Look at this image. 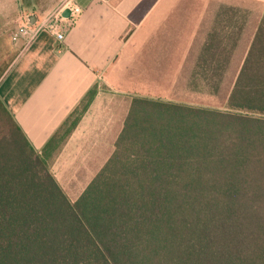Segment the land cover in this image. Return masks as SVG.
<instances>
[{"label":"trees","instance_id":"obj_1","mask_svg":"<svg viewBox=\"0 0 264 264\" xmlns=\"http://www.w3.org/2000/svg\"><path fill=\"white\" fill-rule=\"evenodd\" d=\"M115 151L76 201L0 103V264H264V4L178 0ZM164 93V95H163Z\"/></svg>","mask_w":264,"mask_h":264},{"label":"crops","instance_id":"obj_2","mask_svg":"<svg viewBox=\"0 0 264 264\" xmlns=\"http://www.w3.org/2000/svg\"><path fill=\"white\" fill-rule=\"evenodd\" d=\"M176 1L72 0L60 12L69 10L74 17L62 42L41 30L16 53L10 36L19 1L0 0V103L37 153L94 92L75 128L51 154L50 170L72 202L113 155L133 99L152 90L129 85L127 75L133 65L144 73L142 49Z\"/></svg>","mask_w":264,"mask_h":264},{"label":"rangeland","instance_id":"obj_3","mask_svg":"<svg viewBox=\"0 0 264 264\" xmlns=\"http://www.w3.org/2000/svg\"><path fill=\"white\" fill-rule=\"evenodd\" d=\"M19 9H18V16L15 20V27L13 28L11 32V46L14 50V52L18 53L21 49V43L15 44L12 40V36L14 33H16L21 26L24 24H27L28 22L32 25L38 24L40 21L52 18L55 19L61 10L65 7H69L72 3V0H18ZM173 1V0H171ZM175 1V0H174ZM177 2V1H176ZM35 17L36 20L34 23L31 22V18ZM140 37L138 36V39ZM126 63H128V60L123 61V68L126 67ZM129 65L127 66V68ZM139 67L135 68V65H133L132 72L127 75V79L129 82V85L142 87L144 89L152 88L154 89L153 84L150 80H147L144 75V73L139 71ZM164 95V93H163Z\"/></svg>","mask_w":264,"mask_h":264},{"label":"built area","instance_id":"obj_4","mask_svg":"<svg viewBox=\"0 0 264 264\" xmlns=\"http://www.w3.org/2000/svg\"><path fill=\"white\" fill-rule=\"evenodd\" d=\"M76 11V9L71 10L72 13ZM73 22V15L65 18L61 15V13H59L55 19L47 18L35 25H32L28 22L27 24L21 26L19 30L13 34L12 40L15 44L21 43L22 49L27 46L41 30H46L54 35L59 42H62L65 39L66 33L72 27Z\"/></svg>","mask_w":264,"mask_h":264},{"label":"water","instance_id":"obj_5","mask_svg":"<svg viewBox=\"0 0 264 264\" xmlns=\"http://www.w3.org/2000/svg\"><path fill=\"white\" fill-rule=\"evenodd\" d=\"M63 17H65V18H68V17H69V10H66V11L63 13ZM35 20H36L35 17H32V18H31V22H32V23H34Z\"/></svg>","mask_w":264,"mask_h":264}]
</instances>
